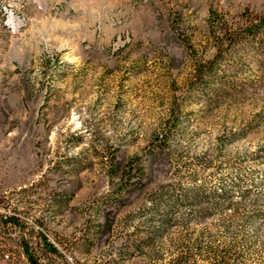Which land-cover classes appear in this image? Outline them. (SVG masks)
<instances>
[{
    "label": "rangeland",
    "instance_id": "obj_1",
    "mask_svg": "<svg viewBox=\"0 0 264 264\" xmlns=\"http://www.w3.org/2000/svg\"><path fill=\"white\" fill-rule=\"evenodd\" d=\"M263 11L264 0H0V216L60 245L55 264H167L198 236L190 264L229 244L238 264H264V214L230 230L225 212L186 220L222 190L242 212L264 210V47L237 49L207 88L191 82L222 21ZM131 161L142 174L115 200ZM8 227L0 247L15 262L0 264H28ZM133 240L151 245L124 251Z\"/></svg>",
    "mask_w": 264,
    "mask_h": 264
},
{
    "label": "trees",
    "instance_id": "obj_2",
    "mask_svg": "<svg viewBox=\"0 0 264 264\" xmlns=\"http://www.w3.org/2000/svg\"><path fill=\"white\" fill-rule=\"evenodd\" d=\"M241 20L242 21L236 27H233L227 21H222L221 31L219 32V35L215 36L217 42L216 52L211 58L199 61L196 64L194 79L191 82L196 84L200 89L207 88L209 84L216 79V67L224 62L229 56H232L237 49L255 43L256 41L258 42L259 48L264 47V11L257 14L244 12ZM137 165L138 163L134 164L131 161L128 167L124 170V174L120 179L121 182L115 193V200L121 198L126 191L135 185L132 181V177L135 174H142L141 169H139ZM117 167L116 163L114 166L115 172ZM201 195L202 193L200 192H194L192 198L194 201H197ZM209 197H212L211 199H213L211 200V203H209V206L206 208L201 207L193 211L190 217L186 219L188 222H191L192 220L199 222L204 216L225 212L228 216L223 219L225 222H228L227 225H225V228L230 230V224L237 221L238 215L240 214H244L243 216H245V218H241L244 222H254L257 216L264 214V210L262 209H254L247 213L240 211V204L234 203L226 190L212 193ZM163 208H165V211H167L166 214H168L170 205H164ZM167 222H169L168 218L165 219L162 225L163 231L167 228ZM8 224L10 227H16L20 230L18 236L14 240H11L12 244H17L19 246L20 255L25 258L28 264H55L56 258H63L60 245L49 240L46 234L42 232H39L38 234L26 233L24 231L25 224L17 213L6 217L0 216V225L7 230L9 228ZM103 229L104 223L98 222V224L93 227L91 234L81 237L82 244L90 247L95 243L99 233H101ZM34 238L35 246L31 244ZM198 240L199 236L195 239V247L182 244L167 264H190L194 259L193 257L196 254V251H201ZM150 245V241L140 242L133 240L124 247V251H135L138 248L148 247ZM232 246V244H229L225 249V247L219 245H209L207 249L209 255L205 258L206 260H209L210 264H238L236 257L232 258L229 255ZM15 255L13 249L7 246L0 247V260L7 257L4 261L6 263H13L15 262L13 260Z\"/></svg>",
    "mask_w": 264,
    "mask_h": 264
}]
</instances>
